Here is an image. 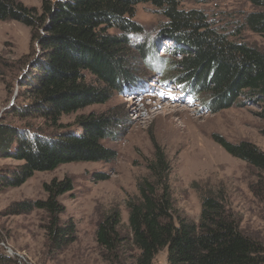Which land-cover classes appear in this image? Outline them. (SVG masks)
Here are the masks:
<instances>
[{
	"label": "trees",
	"instance_id": "16d2710c",
	"mask_svg": "<svg viewBox=\"0 0 264 264\" xmlns=\"http://www.w3.org/2000/svg\"><path fill=\"white\" fill-rule=\"evenodd\" d=\"M181 1L42 0L36 8L0 0V21L14 20L29 27L41 49L24 74L27 82L21 83L28 101L9 110L24 122L0 120V157L20 162L0 169V189L20 186L36 171L54 170L64 163L114 159L117 151L104 141L124 134V118L118 113L80 114L73 129L64 128L59 119L105 103L115 92L143 88L144 82L134 78L137 67L131 66L132 61L146 66L152 60L163 61L161 73L192 98L202 100L212 113L249 102L259 107L257 114L264 119V49L239 37L244 27L264 36V0H247L252 9L232 32L215 25L200 9L183 8ZM140 3L152 5L164 20L154 37L133 44L131 35L145 34L133 19ZM161 39L174 49L161 50L165 55L157 56ZM37 117L54 131L34 127L30 120ZM219 142L230 155L264 171V152L255 144ZM147 171L137 180V194L125 202L127 222L113 207L96 225L95 241L106 264H153L163 247L167 264H264V244L240 229V219L227 207L220 189L202 191L195 222L175 208L168 182L170 166L159 149ZM43 188L45 198L14 201L4 214L41 210L47 250L56 253L77 238L75 221L62 220L65 207L58 199L73 189V181L68 176L54 178ZM0 264L17 263L0 247Z\"/></svg>",
	"mask_w": 264,
	"mask_h": 264
},
{
	"label": "rangeland",
	"instance_id": "374dc122",
	"mask_svg": "<svg viewBox=\"0 0 264 264\" xmlns=\"http://www.w3.org/2000/svg\"><path fill=\"white\" fill-rule=\"evenodd\" d=\"M17 1L40 8L42 0ZM181 4L185 9L202 10L210 21L229 32L240 27L244 13L252 9L247 0H182ZM133 19L145 32L131 35L133 44L143 42L147 36L154 37L164 20L148 3L135 6ZM239 37L264 49V36L248 28H242ZM157 47V56L165 55L161 50L170 53L174 49L164 39ZM40 52L29 27L14 20L0 21V113L7 106L28 101L26 86L21 83L27 82L24 74ZM150 62L151 66L130 62L137 67L133 72L136 81L144 82L142 91L115 92L105 103L89 105L59 119L66 125L64 128L73 129L80 114L109 110L118 113L124 118L125 132L117 140L104 141L117 151L114 159L64 163L54 170L36 171L20 186L0 189V247L17 264H106L95 241L96 225L113 207L119 209L121 221L127 222L125 202L137 194V180L148 174L147 164L154 160L156 149L166 155L170 166L168 182L175 208L181 215L197 222L202 191L220 189L226 195L227 207L240 219V229L264 244V171L255 170L244 160L230 155L219 142V139L231 143L248 141L264 152L261 133L264 119L257 114L259 107L248 102L212 113L202 100L192 98L161 73L163 61ZM86 78L92 82L90 75ZM10 107L1 120L22 124L24 120L9 112ZM30 121L43 131H54L42 126L41 117ZM19 163L0 157V169ZM96 174L107 178L97 179ZM65 176L72 179L73 189L58 198L65 207L61 218L74 219L77 238L62 251L51 253L42 229L44 213L41 210L19 215H5L4 210L17 200L45 198L44 183ZM153 264H167L166 247L158 251Z\"/></svg>",
	"mask_w": 264,
	"mask_h": 264
},
{
	"label": "water",
	"instance_id": "95a60500",
	"mask_svg": "<svg viewBox=\"0 0 264 264\" xmlns=\"http://www.w3.org/2000/svg\"><path fill=\"white\" fill-rule=\"evenodd\" d=\"M31 64H32V61H30L29 66H31ZM19 80H20V79H19ZM19 82H20V81H18V84H19ZM9 107H10V106H7V107H5V108L1 111V113H0V120L3 118V113H4L6 110H8Z\"/></svg>",
	"mask_w": 264,
	"mask_h": 264
}]
</instances>
